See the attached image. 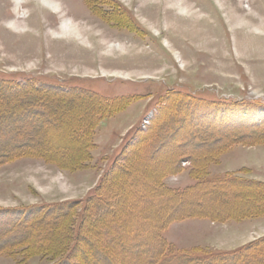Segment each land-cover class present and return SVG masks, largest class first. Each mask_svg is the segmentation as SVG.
<instances>
[{
	"label": "rangeland",
	"instance_id": "1",
	"mask_svg": "<svg viewBox=\"0 0 264 264\" xmlns=\"http://www.w3.org/2000/svg\"><path fill=\"white\" fill-rule=\"evenodd\" d=\"M56 1L63 3L65 14L39 0H26L25 9L16 16L13 0H0V83L91 92L117 107L96 128L85 169L73 170L68 161H74L84 143L76 140L72 124L90 118L92 104L75 110L68 100L47 105L53 116L63 113L60 128L42 140L46 147L42 149L51 157L0 158V246L22 237V233H9L18 211L78 203L79 213L128 149L134 148L139 133L144 138L153 134L151 141H157L154 137L160 138L158 127L164 121L167 125L160 135L178 130L174 145L158 158L187 157L172 167L178 172L161 179L167 188L183 194L203 180L215 184L244 180L242 176L264 178V140L257 139L264 129V0H181L189 7L187 12L177 8L179 0ZM8 18L17 20L18 26L12 27ZM67 18H72L79 34L62 32ZM177 96L199 104L194 115L185 112V117L183 111L178 115L173 106ZM246 134L250 136H242ZM190 135L195 137L185 139ZM240 136L243 139L237 140ZM232 148L243 155L234 162H244L251 169L220 176L229 167H220L222 155ZM151 154L149 150L141 164L130 170L128 180L117 184L112 180L109 201L116 217V237L107 240L103 233L95 242L110 245V254L120 264H142L140 258L146 257L138 258L134 243L122 244L125 228L119 227L127 216L140 213L130 239L142 234L139 244L148 243L149 254L155 247L154 226L169 213L171 202L164 195H148L147 188L156 183L145 173L156 172L161 161L150 158ZM199 154L206 155V164L212 159L202 178L194 166ZM252 188L192 192L176 214L190 210L220 220L195 217L171 223L161 234L167 253L207 259L264 239L243 243L245 237H257L256 231L264 230L259 226L264 223V192L255 195ZM135 192L138 196L127 201ZM74 217L73 229L44 228L33 247L19 244L4 249L0 264H85L81 250L87 246L79 250L76 237L82 217ZM52 245L58 249L44 251ZM249 264H264V258Z\"/></svg>",
	"mask_w": 264,
	"mask_h": 264
},
{
	"label": "trees",
	"instance_id": "2",
	"mask_svg": "<svg viewBox=\"0 0 264 264\" xmlns=\"http://www.w3.org/2000/svg\"><path fill=\"white\" fill-rule=\"evenodd\" d=\"M0 85L2 86H0V158H11L19 154L38 157L42 156L45 159L51 157V153L44 152L43 149L46 147L44 146L42 140H48L51 132L60 128V125L63 122V113L56 112L53 116L51 109L48 108L47 105H51L49 102L56 103L58 101L68 100L72 102L69 108L76 107L74 108L75 110H80L84 106L92 104V116L78 124H72L76 140L82 142L84 141V143L83 145L81 144L80 147L81 153L75 158L77 160L75 161L74 159V161H68L70 162L69 164H71L70 166L73 170L86 168L88 162L91 160V151L94 148L92 139L96 128L99 126L102 119H104L108 113H111L112 108L116 110V104L107 102L95 93L81 90L69 91L50 87H33L31 84L25 86H11L8 82H1ZM197 105L199 107V104L190 100H185L182 97L179 98L178 96L173 103V106L176 107L178 115L179 111H183L185 117V112L194 115V111L197 110ZM183 122L185 121L183 120ZM163 123V125L166 124L165 121ZM163 125H159L158 127L159 132L157 135L160 136V138H157V136L154 137L157 141H151V136L153 134L151 136H145L144 138L142 133H139V136L134 144L135 146L133 145L134 148L128 149V153H125L124 160L115 165L112 172H110L108 177H106L105 183L98 190H96V193L91 198L86 201L84 207L79 213L77 212L79 207L78 203L36 208L32 211H18L15 214L16 220L14 221V225L12 228H9V233H22V237L14 241H8V243L4 240L5 242H3L0 246V252L8 247H13L19 244H25L31 248L34 244V239H36L38 233L44 228L52 229L69 227V229H73L74 222L75 226L77 224L74 217L77 214V217H82L79 233L76 236L79 238L78 244L80 247L78 249L80 250L83 244L87 246L86 250H81L82 259L84 256L85 264H120V261L118 262L115 260L110 254V245L108 246L100 243L97 244L95 242L98 236L103 233L106 235L105 237L107 240H113L116 237V232L113 229L116 217L114 209L110 206L112 202L109 201L113 196L114 190L112 180H114L116 184L119 181L128 180L127 174H129L130 170L136 167V165L141 164L142 160L146 158L143 156H147L146 154L149 150L152 151L150 158L157 159L159 155H162V153L168 149L169 146L172 147L174 145L176 141L174 134L177 132L178 128H170V132L164 136L160 135L161 130H164L165 128ZM187 128L188 127L184 125L183 129ZM153 131L151 130L149 132ZM261 133L262 134L258 136L257 139L262 138L264 140V129ZM242 136L247 137L250 135L246 134ZM242 136H240L237 140H242ZM192 137H195V135H190L185 139L189 140ZM170 138L174 140L169 141ZM36 139L40 140V142H37ZM150 142L152 144H148ZM142 152H144V155H142ZM176 155H179V159H176L175 161L173 159L171 160V158L166 159L167 157L164 159L158 158L161 160L158 162L159 169L157 168L158 170H156V172L145 173L146 178L150 181L154 180L156 183V187L147 188L148 195L151 196L150 198H157L158 195H164V197L171 202L168 215L164 217L162 221L156 223V226H154L155 229L152 233V239L155 243V247H152L154 251L152 250L148 254V248L150 249V246H147L148 243H146V245L139 244L142 234L136 235V237L134 236L135 238L130 239L131 234L133 233L132 227H134L135 220L140 214L138 212H133L128 215L126 220L120 224L121 227L119 228H125V239L122 244L131 245L134 243L135 251L140 254L138 258L141 257V254H146V257L144 255L140 258V262L142 264H249L250 261L256 260L257 258H264V239L235 253L220 256L218 255L207 259L198 258L196 255L189 253L178 257H174L173 255H169L167 253L166 244L163 241L161 234L171 223L195 217L220 220L217 215L213 217L212 215H208L204 212H191L190 210L176 214V211L180 210L182 207V200L190 197L192 192L209 190L224 193L229 188L244 185L252 186V191H254L253 193L255 195L259 192H264V184L236 178L224 179L215 184H208L203 180L195 186L194 189L189 188L190 191L188 190L183 194H180L167 188L163 185L161 180L166 175L178 172L176 168L174 169L172 167H177L178 163L181 162L182 159L187 158L184 154ZM204 158L207 159L206 155L199 154L196 158L197 161L194 163L198 172H201L200 178L203 177L202 172L204 171V168L208 163H210V161H212V159H209L206 164ZM141 191L142 190L140 189L139 192ZM137 196L138 194L135 192L133 195L127 197V201H130ZM118 207L119 206L115 205V208ZM151 207L152 206H149L148 209L153 210ZM99 210H101L100 214L98 212ZM101 218H106L107 220L101 222ZM71 240L72 239H69L70 242ZM57 249L58 248L49 249L47 247L44 248V251L47 250L53 252Z\"/></svg>",
	"mask_w": 264,
	"mask_h": 264
},
{
	"label": "crops",
	"instance_id": "3",
	"mask_svg": "<svg viewBox=\"0 0 264 264\" xmlns=\"http://www.w3.org/2000/svg\"><path fill=\"white\" fill-rule=\"evenodd\" d=\"M235 151H237V148L235 149H231V150H229V151H227V153H225L224 155H222V161H221V166L220 167H222L223 168V166L224 167H226V166H229L228 168H223V170H221V172L219 173V175L220 176H223V175H227V174H230V173H237L238 174V171L240 170H245V169H251V167H249V166H243V165H245V164H243V163H239L238 161L243 157V155H242V153L241 152H237V153H235ZM239 151V150H238ZM242 155V156H241ZM233 156H235L234 158H233ZM241 156V157H240ZM240 158V159H239ZM235 159H239L237 162H234V160ZM240 166V167H239ZM238 167V168H237ZM239 171V172H240ZM249 171V170H248ZM243 178H244V180H246V181H251V182H257V183H262V184H264V178H256V177H254L253 175L252 176H242ZM222 178V177H221ZM261 219H263V218H261ZM254 220V219H253ZM256 220V219H255ZM260 227H263V229H264V223H262V224H260L259 225ZM261 232H264V230L263 231H261ZM261 232L258 230V232L256 231V234H257V237H254V236H247V237H245L243 240H244V242L243 243H245V245L246 244H249V243H251V242H253V241H255L256 240V238H260V237H264V235L263 234H261ZM173 240H174V238H172ZM228 252H229V250H228Z\"/></svg>",
	"mask_w": 264,
	"mask_h": 264
},
{
	"label": "bare ground",
	"instance_id": "4",
	"mask_svg": "<svg viewBox=\"0 0 264 264\" xmlns=\"http://www.w3.org/2000/svg\"><path fill=\"white\" fill-rule=\"evenodd\" d=\"M23 1H26V0H13V5L15 7V11L14 12L16 13L15 14L16 16H19V14L21 12L20 11L21 9H25V6L22 5ZM39 1L42 2L43 4L47 5V6L51 7L55 11H59V12L62 11L63 12V3L57 2L56 0H39ZM170 2H168V3H170ZM178 2L179 3L177 4L178 5L177 8H179V10L184 11V12L185 11L187 12L189 10V7L187 6V4H184L181 0H179ZM173 3H175V1ZM26 10H27V8H26ZM9 12H10V10H9ZM63 14H65V13L63 12ZM66 17H69V16H66ZM16 19H17V17H16ZM7 21H9V24L12 27L18 26L17 20H12V19L8 18L6 20V22ZM61 30L64 33L67 32V33H71V34H79V32H80V29H78L76 27V25L73 24L72 18H67L63 22ZM56 240H57V238L54 239V241H56Z\"/></svg>",
	"mask_w": 264,
	"mask_h": 264
}]
</instances>
